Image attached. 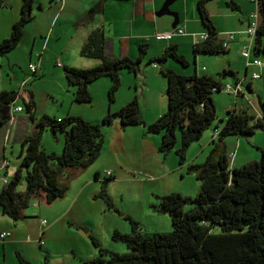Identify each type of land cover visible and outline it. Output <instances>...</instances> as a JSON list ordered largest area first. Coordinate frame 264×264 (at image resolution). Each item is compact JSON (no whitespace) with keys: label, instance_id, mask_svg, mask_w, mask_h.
Returning <instances> with one entry per match:
<instances>
[{"label":"trees","instance_id":"trees-1","mask_svg":"<svg viewBox=\"0 0 264 264\" xmlns=\"http://www.w3.org/2000/svg\"><path fill=\"white\" fill-rule=\"evenodd\" d=\"M210 1H198L199 16L209 36L194 45L196 54H218L228 50L224 48L208 13L207 4ZM34 3L35 0H23L21 18L15 23L11 35L0 42V58L19 46L27 24L34 19ZM6 4L5 0H0V8ZM260 15L254 45L256 55L257 52H264V3L260 7ZM148 48L149 43L142 44L137 58H110L106 52L104 30L92 31L81 49V55L100 60V64L91 68L63 67L68 86L75 89V101L79 104L91 103L90 85L107 77L112 82L108 99L113 104L122 87L123 71L138 75ZM168 59H173L179 68L166 66L164 63ZM150 62L161 66V73L168 82V110L151 124L146 122L137 98L118 112H109L100 123L71 114L60 119L44 115L37 120L34 95L29 101L24 100L27 113L32 120L38 121L37 131L23 142L21 166L0 192V211L15 221H21L27 218L26 210L33 200L45 198L48 203H53L65 197L72 180L99 159L105 143L104 128L116 121L125 128L144 125L150 133L162 134L160 151L168 155L175 150L180 163L186 164L190 147L200 141L217 119L214 94L225 91L227 84L212 75L198 74L197 70L190 72V61L175 42ZM156 62L161 63L157 65ZM227 73L225 71V75ZM33 75L36 77L38 71ZM249 88L252 90L251 84ZM18 96L17 92L2 90L0 85V123L9 122L2 120L4 115L1 110L16 102ZM260 108L259 116L251 115L247 110L232 109L228 111L227 118L221 120L222 125L216 127L218 134L212 140L214 146L205 162L189 166V173L195 174L202 184L196 196L172 192L160 197L157 208L170 214L173 223L171 232L143 231L140 223L129 216L133 231L124 233L116 229L113 234L115 241L128 245V252L106 249L92 237L100 249L92 264H264V148L259 147L262 152L260 160L234 167L224 144L229 135L247 136L263 129L262 98ZM48 128L55 136L65 134L61 153L43 147V134ZM108 177L104 179L105 184L103 182L97 196L114 207L106 185L114 177ZM24 182L26 190L21 191L19 187ZM186 206L191 208L186 210ZM17 257L20 264H31L22 253H17Z\"/></svg>","mask_w":264,"mask_h":264},{"label":"crops","instance_id":"crops-1","mask_svg":"<svg viewBox=\"0 0 264 264\" xmlns=\"http://www.w3.org/2000/svg\"><path fill=\"white\" fill-rule=\"evenodd\" d=\"M5 1L7 4L4 7L0 8V42L11 35L15 23L21 18L23 8V0ZM165 1L166 0H35L32 12L34 19L27 24L25 35L18 48L24 47V50H30L31 55H33L38 46L43 47L45 45V50L51 49L52 55L56 58V55H58V63L62 64V67L74 66L78 68H91L99 65L100 60L83 57L81 55V49L87 41L90 33L100 28L105 32L106 52L110 58H137L138 56H140L141 45L149 42L153 44V41L155 44L154 47L156 49V57L161 56L172 42L178 43L179 46L183 44L188 47L189 50L191 49V46L194 49V45L199 41V36L202 33L207 32L206 26L203 24L199 16L197 8L199 0H183L182 4H175L174 7L170 6L172 12L178 13L177 18L168 16L164 19H159L158 11L162 8ZM207 10L211 17V20L216 27L217 32L220 34L221 40H223L225 33L236 34V39L231 42L230 48L227 50V54L222 55V57H220V55L223 53H218L215 55L211 54L213 56H216V58L209 60L211 63L207 66L208 68L204 66L201 71L196 68L198 74L206 73L218 78V76L216 75L220 73V71H228L226 76L230 77L231 75H234V77H236L235 83L238 80H244L243 86L246 85L249 91L252 92L254 87V80L252 78V75L254 73H258L260 75L259 79L264 77V65L258 66L253 64L255 59H260L261 61H263L261 58H259L261 53L259 55H256L255 47L253 45L251 57L249 59H246L243 56L247 60V66L245 65V75L243 77L236 75L237 71L233 68V55L235 54V52L240 51V49L242 48L243 51L247 45L251 44V38L247 34V29L249 28L252 14H257V21L259 23L261 21V15L258 5L252 0H211L207 4ZM179 26L186 27L185 35L175 36L172 40H170L169 44H162L161 42L163 41H156V39L153 37L154 34L169 32ZM151 29H153V31H151ZM234 48H236L235 51H233ZM182 53L189 59L188 54L184 52ZM199 55L200 54H196V60ZM32 58L33 56L30 58V63L33 61ZM45 58L46 57H44V55H40L41 64L44 63V66L46 67L47 64ZM13 59V55H10L7 60L5 59V57L0 58L1 84L4 79L2 71H6L7 75L10 78L9 81L11 88H13V85L17 80V76H12V74L6 69H8V65L12 68L15 65L17 66V62L15 63ZM206 60L207 58L202 57V62H207ZM216 62H218L220 66L216 64ZM164 64L171 68H177L171 59L166 60ZM160 68V65L156 66L155 64H152V66H150L145 73L140 72L138 75L123 71L122 88L118 91L119 93L117 94L116 100L113 104H110L108 99V92L112 83L111 79L103 77L93 82L90 85L93 102H96L94 100L96 95L100 99V102H97L98 107L97 109H95V111H92L94 110L92 109V107H86L90 110L74 109L75 105L79 104L75 101V89L67 85L68 93L70 94L68 98V102H70V105L69 107H65V105H63L65 112L60 115H64L65 117L68 114H72L76 116L86 117L88 121L94 123H100L109 112H118L126 104L137 98L140 102L142 113L146 122L148 124H151L158 120L159 117L167 111V80L161 73ZM249 75L251 76V78L248 80ZM220 80H222V78ZM222 82L225 83L223 80ZM250 84L252 90L249 88ZM3 90L8 91L6 89ZM11 92L17 91H14L12 89ZM243 92L244 93L239 96L246 97V92L244 90ZM26 95L30 96L31 98L34 93L32 91H26V93L24 92L22 94L19 93V96H22L25 101H27ZM17 101L18 100H16L14 104L15 107H23L22 105H18ZM232 109L248 111L245 105L239 107L238 100L236 103V107H234L231 103L226 108V111L228 112ZM21 113H24V109L19 112L13 111L11 113L12 118L9 120V123H0V163L4 159H9L7 146L8 144H11L13 146L16 142L12 133V126H14L18 121H21L23 117ZM59 113H61V111ZM60 118L63 117H57V119ZM121 126L122 124L119 121H116L113 125L104 128L106 133L104 148L99 159L94 165H92H96L97 167L95 172L96 181H98L103 175L104 177H107L106 171L108 170L113 171L112 176L114 178L112 179V181L118 178H125L121 176L124 174L132 175L137 169H143L146 167L145 160L147 161V164H150V167L147 170L156 171L161 177L167 176V172L165 170H167L166 167L172 159L170 157V154L173 152L168 155H164L160 151L162 140H160L159 137H156L158 135L155 134L156 136H153V134L148 131L146 126L144 127L147 129V131L146 129L137 131L138 134L141 135V138L144 137L145 140H148L149 156H145L146 151L145 149H143V147L146 146L142 144L137 146V154L134 155L133 152L135 151L133 149H122V147L126 145L127 127L125 128ZM33 129L34 130H32V134L37 131V127H33ZM124 131L125 133H123ZM46 132L47 131L44 132L43 138H46ZM25 134L26 131H22L17 134V137L21 139L22 144L25 139ZM43 138L42 142L44 140ZM139 138V135H136V139L138 140ZM59 141H62V139ZM138 143H141V141H138ZM226 148L228 152H230L227 145ZM48 150L56 151L58 153L62 152V148L60 149L49 147ZM122 151L124 152L123 154ZM105 153L106 158L103 159ZM130 154H133L135 156V162L130 160ZM248 155L249 154L246 153L240 158L239 153H237L235 160L236 165L241 166L252 161L253 156ZM107 156L109 157L107 158ZM254 157L255 158L253 160L259 159V156H257V154ZM194 163L195 161L193 162V164ZM189 164L190 163L187 159L185 166H189ZM12 167L13 163L11 161V167L4 170L10 178L17 170V168L12 169ZM234 167L237 166H235L234 164ZM90 168L82 171L77 176V178L72 180L69 185L70 190L65 197L69 196L68 205H70L71 208L79 203L81 199H91L92 197H94V195L98 197V188L92 186V183L90 182L91 178H89L90 176L87 175ZM168 170L169 172L171 171V169ZM98 174H100L99 178ZM146 176L154 178V176L149 173ZM79 178H83L82 181H79V186L77 184L72 186L71 184L74 182V180H77ZM41 200L46 201L45 198H41ZM53 203H56V200ZM47 204L51 205L52 203L47 202ZM43 208L45 209V207ZM110 208L118 209L116 205ZM67 213L68 211L66 212V210H63L62 215H65ZM55 215L56 214H54V217L57 221V217L59 216ZM26 219L27 218H24L21 221H15L1 211L0 222L3 226L1 227L2 231L0 235L4 232L11 233V236L5 241L0 238V242L3 241L5 244L4 248L6 252L8 246H13L14 250L17 251L16 255L19 252L22 254L24 252L26 254L28 253V251H31L30 249L34 248L32 247V245H34L35 243L31 242V236H29L30 233L35 234L33 231L34 229H30L32 228L31 225H29V223H25ZM1 248L2 244L0 243V249ZM13 260V264H16L15 259Z\"/></svg>","mask_w":264,"mask_h":264},{"label":"rangeland","instance_id":"rangeland-1","mask_svg":"<svg viewBox=\"0 0 264 264\" xmlns=\"http://www.w3.org/2000/svg\"><path fill=\"white\" fill-rule=\"evenodd\" d=\"M182 3L183 0H176L171 6L174 7L175 4L178 5ZM161 9L158 12H160ZM168 16L176 18L175 15L168 13L159 15V19H164ZM151 31H153V29H151ZM153 37L156 39V34H154ZM156 41L159 40L156 39ZM149 43L150 46L148 48V52L140 66L142 73H145L148 68L152 66L153 63L150 62L151 59L156 58L154 41L152 42L153 44H151V42ZM161 43L169 44L170 41L166 40ZM45 47V45L43 47L38 46L33 55H31L30 50L26 51L24 50V47H17L16 50H13V52L11 51L12 53L10 52L3 56L6 60L10 55L14 56L13 60L15 63L17 62V66L15 65L12 68L8 65L7 68L9 70H6L10 72L12 76H17V80L15 81L13 88H11L9 81L10 78L7 75V72L2 71L4 77L1 84L2 90L6 89L11 92L13 89L20 94L24 92L26 93V91H32L37 103V109L35 113L37 120L41 119L44 115H48L52 118H57L58 116L64 117V115H60L65 112L63 105H65V107H69L70 105V102H68L70 94L68 93V84L65 80L66 76L64 74L62 64L60 65L58 63V55H56V58L52 55L51 49L45 50ZM242 49H240L238 52H235L233 55V68L237 71L236 75L240 77L245 75V68L247 66V60L242 55ZM235 50L236 48L233 49V51ZM180 52H184L189 55L188 60L191 63L189 68L190 72H194L196 68L201 71L204 66L208 68L207 66L211 63L209 60L216 58V56L211 54H200L196 60V54L193 47L191 46V49L189 50L188 47L183 44L180 45ZM41 54L46 57V67L44 66V63L41 64ZM225 54H227V52L221 54L220 57ZM32 56L33 61L31 63L35 64L39 69L38 75L36 77L33 75L29 65L31 64L30 58ZM202 57L207 58V62H202ZM259 58H261L264 62V52H261ZM171 60L174 62V65L179 68V66L175 64L176 62L173 59ZM159 63L161 62H156L157 65H159ZM216 64L220 66L218 62H216ZM127 73L130 72L127 71ZM131 73L135 74L133 72ZM250 75L248 76V80L251 78ZM216 76H218L220 79L222 78V80L225 82L224 84H234L236 81V77H234V75L228 77L225 75L224 70L220 71V73H218ZM167 90L168 82L166 92ZM243 90L246 92V97L244 96L245 98L243 96L236 97L234 94L228 93L226 91H221L214 94V103L218 115L217 119L204 133L200 141L194 143L190 147L187 158L188 162L190 163L189 166L191 163L193 164L194 161V164H201L205 162L209 156L214 146L212 140L216 127L219 126V124L222 125V119L227 118L228 112L226 111V108L229 106V104L232 103V105L236 107L238 100L239 107L245 105L249 114H260L261 108L259 99L260 97L264 99V77L254 80L252 92L249 91L246 85L243 86ZM26 99L29 101L30 96L26 95ZM17 100V104L23 106L24 113H21L23 116L21 121H18L14 126H12V133L16 141L15 144L13 146L8 144L7 146L8 158L13 163L12 169L20 167L22 163L21 154L23 151V144L21 139L17 137V134L22 131H26L24 136L26 139L32 134V130H34L33 127L38 126V121L32 120L30 115L27 113L23 97L19 96ZM94 100L96 102L92 101L89 104H76L74 109H89L86 107H92V109H94L92 111H95V109L98 107L97 105L100 102V99L96 95ZM166 110H168V96L166 101ZM60 111L61 113H59ZM83 118L86 119V117ZM219 128L221 129V126ZM145 129L146 128L144 125H130L127 127L126 145L122 147V149H133L135 151L133 152L135 155L137 154V146L142 144L146 146L143 147V149L146 151L145 156H149L148 140H145L144 137L141 138V135L137 132ZM123 133H125V131ZM152 134L153 136H156L154 133ZM136 135H139L140 137L138 140L136 139ZM157 135L158 136L156 137H159L160 140H162V134ZM64 136L65 134L62 133H59L57 136H55L48 128L46 132V138H43L44 140L42 145L47 150L49 147H54L60 149L62 148L63 151L65 141ZM61 139L62 141H59ZM138 141H141V143H138ZM224 144L229 148V155L232 157V166H234V164L237 167L239 166L235 163L237 153H239L240 158L241 156H244L246 153H248V156H253L252 160L257 154V156H259V159L257 160H260L262 157V152L259 147L264 146V130L258 129L253 134L241 137L237 135H229L225 138ZM123 153L124 152L122 151V154ZM134 155L130 154V160L133 162L136 160ZM103 157V159L106 158V153ZM108 157L109 156H107V158ZM170 157L172 159L166 167L167 170H165L167 172V176L161 177L156 171L147 170L150 167V164H147V161L145 160V168L137 169L132 175H121L125 178H118L114 181L109 180L106 183L107 189L110 196L113 197L114 203L118 209L110 208V206L105 203L102 198L96 197V195H94V197L91 199H81V201L73 208L68 205L69 196L60 198L56 200V203H52L51 205H48L46 201H42L41 199L33 200L30 207L26 210L28 217L25 223H29V225L32 227L30 229H34L33 231L35 234L30 233L29 236H31V242L35 244L32 245L34 248L30 249L31 251H28V253L25 254L22 251L24 257L28 259L31 264H45L46 262L49 264H92V260L99 256L100 253L99 246L96 245L92 237L98 239L100 245L106 249L120 253L128 252V245L122 241H115L113 239V234L116 229L124 233H131L133 231L132 222L128 218L129 216L133 220L140 223L143 231L171 232L173 230V223L170 214L160 212L157 208L160 205V197L172 192H181L185 195L194 197L200 191L202 184L195 174L189 173V166H185V164L182 165L180 163V159L175 153V150L170 154ZM96 168V165L92 166L87 175H89V178H91L90 182L92 183V186L98 188L97 195H99L103 186L104 178L109 177H104L103 175L98 181H96ZM168 169H171V171L169 172ZM1 173L3 175L6 174L4 170L1 171ZM148 173L153 175L154 178L146 176ZM82 179L83 178L74 180L71 185L74 186L77 184L79 186L78 183L79 181H82ZM3 188L4 184L0 180V192L3 190ZM19 190H26L25 182L22 183V185L19 187ZM69 190L70 186L67 193ZM43 207H45V209ZM190 208L191 206H186V210H189ZM63 210H66V212L68 211V213L62 215ZM54 214H56L55 216H59L57 217V221L54 217ZM45 220L46 223L44 224ZM2 226L3 225L0 222V233L2 231ZM0 243L2 244V248L0 249V264H13V259H15L16 264H20L16 255L17 251L14 250L13 246H8L6 252L4 248V242L1 241Z\"/></svg>","mask_w":264,"mask_h":264},{"label":"built area","instance_id":"built-area-1","mask_svg":"<svg viewBox=\"0 0 264 264\" xmlns=\"http://www.w3.org/2000/svg\"><path fill=\"white\" fill-rule=\"evenodd\" d=\"M254 3H256L259 7L263 4V0H252ZM257 14H252L251 15V21H250V25L249 28L247 29V34L249 35V37L251 38V44L247 45L246 48L242 51V55L246 58L249 59L251 57L252 54V47L253 45H255V38L257 35V31H258V27H259V22L257 21ZM186 33V27L185 26H179L177 28H175L172 31L169 32H163V33H157L156 34V39L159 41H170L172 40L175 36H180V35H185ZM208 34L207 33H202L199 36V41H204L208 38ZM236 39V34L234 33H225L224 34V38L222 40L223 46L225 49H229L230 48V44L231 42H233ZM60 64V63H59ZM254 65H258V66H263L264 62L261 61L260 59H255L253 62ZM61 65V64H60ZM30 69L33 73L38 71V67L35 64H30ZM253 80L255 79H259L260 75L258 73H254L252 75ZM243 84H244V80H239L234 84L231 83H227V85L225 86V91L231 94H234L236 97H238L239 95L243 94ZM23 107H15L14 104L11 105V113L14 112H19L22 111ZM216 134H218V131H215V136ZM11 167V162L8 160H3L0 163V180L3 182V184L7 185L10 182V177L9 175L6 173L5 175H3L1 173V171L8 169ZM113 175V171L112 170H108L106 171V176H112ZM46 223V220L44 221V224ZM11 236L10 232H4L0 235V238L5 241L7 238H9Z\"/></svg>","mask_w":264,"mask_h":264},{"label":"water","instance_id":"water-1","mask_svg":"<svg viewBox=\"0 0 264 264\" xmlns=\"http://www.w3.org/2000/svg\"><path fill=\"white\" fill-rule=\"evenodd\" d=\"M174 1L176 0H167L163 6V8L161 9V11L159 12V15H164V14H173L176 16H178V13L172 12L170 9V6L174 3ZM260 52H257V55H259ZM9 113H10V106H6L4 109L1 110V114H3L4 116L2 117L3 121H7L9 120Z\"/></svg>","mask_w":264,"mask_h":264},{"label":"clouds","instance_id":"clouds-1","mask_svg":"<svg viewBox=\"0 0 264 264\" xmlns=\"http://www.w3.org/2000/svg\"><path fill=\"white\" fill-rule=\"evenodd\" d=\"M13 104H15V102H14ZM11 105H12V104H11ZM11 105H9V106H10L9 120L12 118V115H11ZM14 106H15V105H14Z\"/></svg>","mask_w":264,"mask_h":264}]
</instances>
